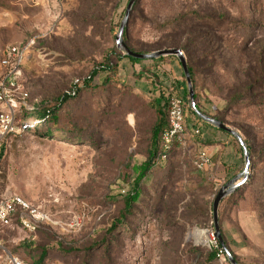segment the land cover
Wrapping results in <instances>:
<instances>
[{
    "label": "rangeland",
    "instance_id": "1",
    "mask_svg": "<svg viewBox=\"0 0 264 264\" xmlns=\"http://www.w3.org/2000/svg\"><path fill=\"white\" fill-rule=\"evenodd\" d=\"M129 1L0 0V77L6 48L26 46L18 81L31 108L82 88L108 60L116 67L95 77L101 87L80 89L64 106L65 128L53 136L17 108L16 130L0 141V199L21 195L50 223L7 231L6 249L37 264H229L221 251L210 259L218 247L213 203L225 185L246 181L220 201L219 232L238 263L264 264V0L135 1L122 41L136 50L151 53L166 47L167 35L184 37L190 12L209 26L191 58L189 102L177 56L133 62L118 46ZM162 92L183 99L184 130L111 231L133 188V167L148 157ZM195 107L239 136L204 123ZM0 264H11L2 248Z\"/></svg>",
    "mask_w": 264,
    "mask_h": 264
},
{
    "label": "trees",
    "instance_id": "2",
    "mask_svg": "<svg viewBox=\"0 0 264 264\" xmlns=\"http://www.w3.org/2000/svg\"><path fill=\"white\" fill-rule=\"evenodd\" d=\"M196 20H203L196 12H190V14L186 15L183 19V30L182 33L185 35L184 37H177V35H174L172 37H168L163 40L162 46H166L165 48H177L181 49L186 56L189 71L191 74L192 81L194 80L195 76V69L192 64L194 59H191L194 57V51L195 46L200 42V38H202L201 30L206 29L209 26L207 24H198ZM181 23V22H180ZM179 22L177 24H180ZM170 36V35H169ZM127 44V43H126ZM128 47L135 52L139 53H150V52H143L136 50L134 47H132L130 44H127ZM164 48V49H165ZM119 53H123L122 50L119 48L117 49ZM160 50V49H159ZM121 56V55H120ZM119 56V57H120ZM125 57L129 58L133 62H141L143 59L135 58L132 56H129L127 54H124ZM164 57H159L157 59H163ZM116 67L113 66L111 62H106L101 64L98 68H96L94 71H92L89 78H87L84 82V87L89 86L92 89L101 87L102 83H93L95 77L99 74L101 71H109L115 69ZM183 75L185 76L184 72ZM78 84H74L73 87L65 92L62 96L58 97L56 99V102L50 103L48 101H41L40 103L34 104L33 108H25L26 114L30 115L31 117H35L39 119L43 124L41 127H45L43 130V134L45 136H53L54 134L60 132L65 126L61 125V116L64 110V106L72 99L77 97L80 94V89ZM172 92H170L171 94ZM184 97L187 99V101H190V98L188 97L190 95L189 88L187 84V80H185L184 83ZM156 107H157V120L154 123L152 130H151V139H150V145L148 149V157L147 159L140 165H136L133 167V170L136 172L137 176L135 178V182L133 185V188L130 192H128L124 196V209L121 212L120 219L114 222L113 227H111V231L116 228L118 223L120 224L123 220H125L133 211V206L137 203L139 200L141 193H142V181L143 179L148 175L150 170L155 167L158 164V160L163 155L164 148L162 143V135L163 133L169 128V116H168V96L165 94V92H162L159 97L155 99ZM197 104V103H195ZM189 107L190 103H189ZM194 115H196L200 120L204 121V123L208 124V122L194 113V110H191ZM219 120V117H218ZM221 121V120H220ZM26 122V121H24ZM61 125V126H60ZM43 129V128H42ZM167 154L170 152V150L166 151ZM246 181H243L239 186L244 184ZM238 186V187H239ZM123 223V222H122ZM224 244L226 243L223 241ZM217 244L218 247H214L213 251L210 253V259L217 258L218 254L223 252L225 254V258L227 259V262L229 264L231 263L229 255L224 251L223 243L220 241L219 238H217ZM231 255V254H230ZM233 256V255H232ZM234 257V256H233ZM235 258V257H234ZM37 264V263H33Z\"/></svg>",
    "mask_w": 264,
    "mask_h": 264
},
{
    "label": "built area",
    "instance_id": "3",
    "mask_svg": "<svg viewBox=\"0 0 264 264\" xmlns=\"http://www.w3.org/2000/svg\"><path fill=\"white\" fill-rule=\"evenodd\" d=\"M26 46L11 45L6 48L1 59V65L6 72L0 77V141L9 133L16 130V110L19 106L31 108L28 103L29 93L19 84ZM168 96L169 128L162 135L164 153L166 157L171 148L174 137L184 130L183 99L174 93ZM26 124V122H25ZM203 163L209 162L206 153H201ZM50 223V214L40 206L34 205L18 194L5 195L0 199V248L8 252L11 264H33L13 254L6 249L3 239L4 233L12 230L34 232L44 224Z\"/></svg>",
    "mask_w": 264,
    "mask_h": 264
},
{
    "label": "water",
    "instance_id": "4",
    "mask_svg": "<svg viewBox=\"0 0 264 264\" xmlns=\"http://www.w3.org/2000/svg\"><path fill=\"white\" fill-rule=\"evenodd\" d=\"M136 0H130L126 9V13H125V17L124 20L121 24V28H120V32L118 35V46L125 52V54L135 57V58H140V59H146V58H158L161 56H165V55H175L179 58L182 68H183V72L185 74L186 80H187V84H188V88H189V93L190 96L193 97V88H192V79H191V74L189 71V67H188V63H187V59L186 56L184 55L183 51L181 49H177V48H165V49H160L151 53H139V52H135L132 51L128 45L126 43H124L122 41V34L125 28V25L128 22L130 13L132 11V8L135 4ZM195 106V104H194ZM196 113L202 117L203 119H205L206 121L213 123L214 125H216L219 128L225 129L227 131H229L230 133L239 136L237 132H235L232 128L228 127L227 125H225L222 121L211 117L207 114L202 113L199 109H197L196 107L194 108ZM248 161H247V167H248ZM240 185V183L237 184H231L228 183L227 185H225L221 191L218 193L217 197L214 200L213 203V213H214V223H215V235L220 239V241L223 243V246L225 247V244L222 240V236L220 235L219 232V221H218V207H219V203L222 200V198L230 193L231 191H233L235 188H237ZM228 255L230 257L231 263L232 264H240L238 263V261L232 256L230 255V253L228 252Z\"/></svg>",
    "mask_w": 264,
    "mask_h": 264
},
{
    "label": "crops",
    "instance_id": "5",
    "mask_svg": "<svg viewBox=\"0 0 264 264\" xmlns=\"http://www.w3.org/2000/svg\"><path fill=\"white\" fill-rule=\"evenodd\" d=\"M1 106V105H0Z\"/></svg>",
    "mask_w": 264,
    "mask_h": 264
}]
</instances>
